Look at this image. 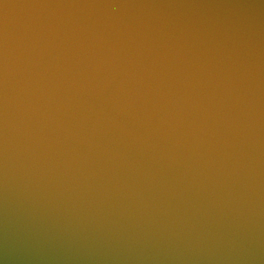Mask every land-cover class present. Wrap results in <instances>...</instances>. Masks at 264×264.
<instances>
[{
  "label": "water",
  "instance_id": "obj_1",
  "mask_svg": "<svg viewBox=\"0 0 264 264\" xmlns=\"http://www.w3.org/2000/svg\"><path fill=\"white\" fill-rule=\"evenodd\" d=\"M0 264H264V0H0Z\"/></svg>",
  "mask_w": 264,
  "mask_h": 264
}]
</instances>
